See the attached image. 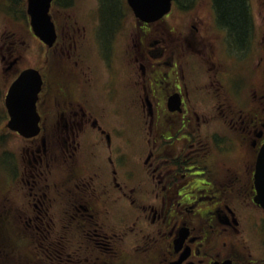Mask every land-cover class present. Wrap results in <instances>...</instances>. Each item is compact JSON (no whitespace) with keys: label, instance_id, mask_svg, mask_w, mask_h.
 I'll return each instance as SVG.
<instances>
[{"label":"flooded vegetation","instance_id":"flooded-vegetation-1","mask_svg":"<svg viewBox=\"0 0 264 264\" xmlns=\"http://www.w3.org/2000/svg\"><path fill=\"white\" fill-rule=\"evenodd\" d=\"M83 2L81 18L53 17L51 47L24 0L0 12V264H264V10L246 0L240 38L215 0L211 17L167 24ZM27 67L43 79L34 136L8 126Z\"/></svg>","mask_w":264,"mask_h":264},{"label":"water","instance_id":"water-1","mask_svg":"<svg viewBox=\"0 0 264 264\" xmlns=\"http://www.w3.org/2000/svg\"><path fill=\"white\" fill-rule=\"evenodd\" d=\"M129 2L135 12V15L147 21L155 20L161 17L170 9L171 5V0H129ZM49 5L50 0H28V12L31 15L33 28L36 34H39V36L46 41H50V39H53L54 37L51 32L52 23L48 15ZM48 30L51 32L49 35ZM36 88L37 87H35L34 93L36 92ZM22 97L23 98L20 100L19 104H16V106L14 102L17 100L16 98H18V92L12 88L7 97V105L12 117L9 125L18 130L21 129L19 124L21 122L18 120V113L20 110L23 111L22 107L29 99L28 95H24ZM31 108L33 110V103L31 104ZM32 110L31 116L34 117ZM258 174L259 177L260 175H264V146L259 153Z\"/></svg>","mask_w":264,"mask_h":264},{"label":"rangeland","instance_id":"rangeland-1","mask_svg":"<svg viewBox=\"0 0 264 264\" xmlns=\"http://www.w3.org/2000/svg\"><path fill=\"white\" fill-rule=\"evenodd\" d=\"M84 0H75L67 10H64L61 6H57L56 8H53L52 14L53 17L56 19H60L62 17L66 16H72L74 18H81L83 16V12L86 10L85 4L83 2ZM251 9L253 13L259 16V13L264 10L262 7L258 8V3L262 0H249ZM93 3V0H89L88 4L90 5ZM22 12H20L19 18H24L26 15L25 13V7H24V15H21ZM176 14H179V16H176ZM6 14H0V18L3 17V19L0 20V27L3 26V22H5ZM185 17L189 18L191 16H200L203 18H208L211 17V10L209 8V0H196L193 5L183 11L179 7H175L172 14L168 17V20H164V24H167V22L170 21L171 18L173 17ZM30 48H34L33 45L29 46ZM22 51L26 53V56L23 60V64H29L31 61L33 62V53L32 51L29 50L28 44L23 46ZM1 86V84H0ZM2 98L3 95L0 96V109L2 110L1 104H2ZM1 123V122H0ZM2 124V123H1Z\"/></svg>","mask_w":264,"mask_h":264},{"label":"trees","instance_id":"trees-1","mask_svg":"<svg viewBox=\"0 0 264 264\" xmlns=\"http://www.w3.org/2000/svg\"><path fill=\"white\" fill-rule=\"evenodd\" d=\"M219 6V16L243 38L247 29L246 0H215ZM21 7V6H20Z\"/></svg>","mask_w":264,"mask_h":264}]
</instances>
